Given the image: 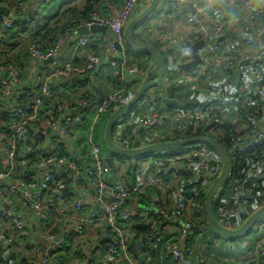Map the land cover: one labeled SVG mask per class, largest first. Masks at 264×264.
I'll use <instances>...</instances> for the list:
<instances>
[{
    "label": "built area",
    "instance_id": "2783aa9c",
    "mask_svg": "<svg viewBox=\"0 0 264 264\" xmlns=\"http://www.w3.org/2000/svg\"><path fill=\"white\" fill-rule=\"evenodd\" d=\"M52 1L29 0L26 3L29 12L24 20L32 21L43 15L44 7ZM151 1L122 0L120 5L111 6L105 15L89 14L86 22L73 29L85 27L88 32L70 44V55L65 62L59 63L58 59L69 39L67 33L71 34L73 30L58 36L45 50L29 45L26 52L35 69L31 68L26 79L20 75L16 60L7 59L14 56L1 58L0 232L3 235H0V253L5 256L16 253L22 237L30 229V218L34 219L39 247L43 243L44 249L40 251L39 248L38 253L30 252L25 257V264H56V257L64 247H71L65 255H78L80 264L87 258L90 264H141L138 261L141 259L144 264H150L151 251L157 252L161 261L173 264H190L195 258L194 250L186 246V240L193 227L202 230L205 226L204 205L200 198L219 175L221 162L217 153L205 144H195L184 150L153 154L139 160V169L132 176L128 173V165L117 160H113L112 167L106 164L107 156L98 142L100 138L96 139L95 130L101 118L105 114L110 116L133 100L146 75L130 63L124 29ZM167 1L173 20L185 24L187 35L174 37L169 33L170 22L160 12L152 13L134 31L138 40L156 42L161 52L169 54V69L160 84L165 93L161 94L156 106L142 110L143 103L157 99L155 92L148 91L138 106V114L115 124L113 140L123 148H133L128 147L129 142L175 141L173 138L191 137L190 133L200 129L207 131L217 122L218 115L214 114L217 107L206 109L190 103L185 108L168 110L163 99L168 96L169 88L177 92L181 89L205 91L214 77H226L237 71V62L219 53L224 25H232L226 9L236 2L243 19L252 25L251 34L243 40L252 63L247 77L235 87L236 97L240 106L251 104L252 110H240L237 114L235 131L242 133V137L232 143L227 152L231 163V158L264 142V119L261 118L264 117L263 0ZM189 3L194 13L188 7ZM1 6L9 8L10 14H0V21L5 28L13 30L17 23L13 13L17 7ZM95 25L111 28L116 40L90 31ZM201 39L205 45L199 52L200 62L193 69L179 70V65L190 62L187 56L190 46ZM91 41L98 42L100 50L84 54L78 63V55ZM48 60H53L49 71L41 65ZM102 66L115 68L112 77L116 85L109 79L104 80V95L98 104H93L96 92L86 76L94 75ZM73 76L81 79L80 91L68 92L69 97L63 99L52 87L54 83L64 86ZM93 80L95 82L96 78ZM89 105L92 106L89 108ZM78 108H82L81 114H71ZM4 111L7 114L5 120L1 118ZM218 113L221 119L229 120L225 111ZM37 132L42 133L43 139H33ZM159 135L163 137L158 138ZM28 139L30 145L26 144ZM67 176L72 181L65 185ZM263 179L264 156L250 166L245 176L234 178L229 201L221 198L223 188L218 192L213 201L216 202L214 213L222 226L237 228L240 225L243 202L252 196V183ZM18 201L31 211L32 216L19 213ZM140 215L144 216L148 230L132 242V221ZM169 220L172 223H168ZM175 221L180 224L176 225ZM168 224L177 227L167 231ZM173 233L176 239H167ZM103 236L107 238L102 246L104 249L93 253L100 248L99 241L104 239ZM28 244H22V247ZM32 247H36V243ZM239 258L245 259L242 264L253 259L264 264V236L250 247L248 254L238 251L231 256V264H240ZM209 259L201 258L197 263L208 264Z\"/></svg>",
    "mask_w": 264,
    "mask_h": 264
},
{
    "label": "crops",
    "instance_id": "0c3cea01",
    "mask_svg": "<svg viewBox=\"0 0 264 264\" xmlns=\"http://www.w3.org/2000/svg\"><path fill=\"white\" fill-rule=\"evenodd\" d=\"M81 1L83 0H78V2H81ZM121 3H122V0L119 3L108 5L107 10L104 11L105 14L107 13V11H109V8L111 6H117V5H120ZM263 3H264V0H263ZM160 5L161 3L158 5L157 9H159V12L162 15V17L167 22H170L169 33H171L174 37H180L183 35H187L186 34L187 29H186L185 24L174 21L173 16H172V11L170 13L168 10L169 7L164 6V5L161 7ZM43 11H44L43 14H47L50 17H52L53 15L57 13L58 9L51 5H47L45 6ZM226 11H227V14H229L231 17L232 25L231 27L224 25V31H223L222 37L220 38L222 47L219 53L222 56L233 58L238 64L237 71L228 73L226 77H223V76L214 77L210 83L209 88L205 91L191 92V91H187L186 89H181L175 94L176 99L174 101L177 104L180 103L181 106L178 104L179 107H184V105L189 106L190 103L191 104L197 103L199 106L203 108H209V109L217 107V110L219 112L222 111V113H224L225 111L226 117H228L229 119L228 122L229 123L231 122L234 125L235 121L238 119L237 114H239L240 108H244L247 105L251 106V104H244L243 106H240V102L238 101L239 99L238 97H236L235 87L237 84L242 82L247 77L249 69H250V65L252 63L251 54L246 49V47L243 45V40L245 39V37L250 35L252 32V25L243 19V15L238 9L236 2H234L231 5V7L227 8ZM155 12L158 13V10ZM212 14L216 18H218V16L216 15L217 14L216 12H213ZM78 36H80V34L77 32V30H73L69 36V39L67 40V44L65 45L62 54L60 55L58 59L59 63H62L68 60V57L70 55L69 46L73 41H75L78 38ZM20 42L22 41L20 40L19 37H17L14 42L7 38H0V53L15 57L16 55L20 53L21 47L18 46L15 48L13 44L16 45L17 43H20ZM94 43H96V41H91L88 44V46H93ZM22 52L23 53L20 54V57L18 58V60H16V65L20 71V75L26 79L30 75L31 68L33 69L35 68H34V62L31 61L30 56L26 52V48L24 49L22 48ZM86 53H91V52H88L85 47L81 50V53L78 55V59L76 61L78 63L81 62L84 54ZM2 57H6V56L3 55L1 56V58ZM192 58L193 57L191 58L189 57V61H191ZM52 64H53V60H49V61L41 63V65L44 67V70L46 69L47 71L50 70L49 68L51 67ZM108 71L109 72L107 76L112 77L115 72L114 69L109 66ZM154 72H155V75L157 74L158 76L159 71L154 70L152 74H154ZM87 75H92V76H89L91 78L90 79L88 78L87 81L89 82L91 86L95 88V92H96L95 100H96L99 97L98 90L101 89V91H103V87L93 82L94 81L92 78L94 76L93 74L90 73ZM144 78H145V75L143 77V80ZM156 79L157 77L155 78V80ZM143 80H141L140 84H142ZM80 83H81V79H78L73 76L69 78L67 82H65L64 86L54 83L52 89L57 94H60L61 97L67 99L69 97V93L73 94V93L80 91L79 90ZM153 89L158 92L159 97L161 96L162 93H165V88L163 85L156 86ZM139 105L140 103L137 106ZM229 108L230 110L229 112H227V109ZM145 109H148V106L147 104L143 103L142 110H145ZM217 110L214 112V114L220 116ZM72 111H71V114H72ZM138 112H139V109L137 111L134 110L131 117L134 115L136 116ZM262 116H264V112L262 113ZM261 118L264 119V117H261ZM102 134L104 136V130ZM157 137L162 138L163 136L159 135ZM130 143L131 142L128 143V147H133V148L147 145V143H144V144H139V143L134 144V142L131 144ZM18 211L22 215L32 216L31 211L27 209L26 207L22 206L20 201H18ZM33 220L29 218L28 224L30 225V229L29 231H26L27 234H25L22 237L19 247H17L16 254L18 257L27 256L30 252H32V254L34 252L38 253L37 250L39 248H40V251H43L44 249L43 243H42V247H39V240H38L39 237L37 235L36 227L33 223ZM172 226H175V227H172ZM170 227L176 228L177 226L168 224V226H166V230L169 231ZM196 229L194 228L192 229V231L189 232L187 240H186V246L188 244L189 248L193 249L195 253V258L190 264H198L197 263L198 260H201V258H206V257L210 258L208 264H231L230 262L231 256H233L235 253H238V251H240L241 254H248L250 252V247H253L264 236V218L261 220L259 224L255 225L247 235L241 238H238V239H224L221 236L209 233L205 229V226L203 227L202 230L200 229L196 230ZM0 235H3L2 232H0ZM168 239L171 241H174L176 239L174 233L171 235H168ZM100 241H99V247L101 249L98 248L93 253H99V250L104 249V247H102L103 244H101ZM34 243H36V247H32ZM22 244L23 245L28 244V246L22 247ZM149 257L151 258L154 264H173L171 262L161 261L157 256V252H154V251H151L149 253ZM87 260L88 258L84 259L83 264H90ZM244 260H245L244 258L238 259L240 264H242ZM62 264H80V260L79 261L78 260H75V261L68 260ZM248 264H260V263L258 260L253 259V260H249Z\"/></svg>",
    "mask_w": 264,
    "mask_h": 264
},
{
    "label": "trees",
    "instance_id": "16d2710c",
    "mask_svg": "<svg viewBox=\"0 0 264 264\" xmlns=\"http://www.w3.org/2000/svg\"><path fill=\"white\" fill-rule=\"evenodd\" d=\"M20 3L17 4V0H0V5L5 4L6 6L13 9V7H17L16 11L13 13V17L17 19V23L15 25V28L13 30L5 28V26L0 21V38H7L12 40L13 42L17 37L20 38L22 42L17 43L16 45L13 44V46L21 47L20 53L16 55L15 57L7 58V59H15L18 60L20 57V54L22 52V48H27L29 45H35L39 47L41 50H45L50 45L53 44L55 39L60 36L64 35L66 31L73 30L76 25H80L87 21L89 18V14L91 13H97L99 15H105V12L108 8V5L119 3L121 0H83L81 2H78V0H64L63 3L60 4L58 7V11L55 15L50 17L49 15H41L39 17L34 18L32 21L26 22L24 20V16L26 13L29 12V8L26 6V3L29 0H19ZM22 1V2H21ZM168 6L167 0L161 1V7L162 6ZM159 6V7H160ZM159 12V9L156 8L155 11ZM171 13V9H168ZM154 11V12H155ZM108 13V11H107ZM106 13V14H107ZM173 16V15H172ZM67 35H70L68 32ZM135 38H137L135 36ZM138 39V38H137ZM159 53H161L166 58V70L169 69V57L167 58L168 53L161 52L159 50V46L156 42L150 43ZM101 45L96 42L93 44V46H86V50L91 53H98L100 50ZM25 54V53H24ZM126 54L130 58V63L133 66H136L140 71L146 72L151 64V58L149 57V54L144 51H136L126 45ZM7 55L0 53V60L1 56ZM187 56L192 57V55L187 51ZM111 68H115L113 66H110ZM108 68L109 66H102V68L97 71L93 77L96 78L95 82L97 85H101L103 88L105 86L104 80L109 79L113 85H116L115 78L107 76L108 74ZM90 74V73H89ZM92 75H87L86 80L91 77ZM92 77V78H93ZM158 77L157 74L151 75V80L154 81L155 78ZM88 82V81H87ZM85 83V81H84ZM151 90V89H150ZM151 92H155L157 95L156 100H151L147 106H156V102L161 100V97H159V94L154 89ZM177 90H172L169 88L168 96L164 98V104L166 105L167 109H176L179 108L180 103H176L174 100L176 99ZM145 97V96H144ZM144 97L142 101L144 100ZM63 98V97H62ZM65 99V98H63ZM141 101V102H142ZM181 106V105H180ZM201 107V106H200ZM185 108V105H184ZM209 109V108H206ZM134 110H138V106L134 108ZM133 110V112H134ZM241 111L246 110L250 111L252 110L251 106H246L244 108H240ZM132 115V114H131ZM129 115L126 118H130ZM108 114L104 115V120L108 118ZM217 122H215L209 130H197L193 134L190 133L192 136L196 135H208L209 137L213 138L217 143L222 145L226 151H230L231 144L240 141L242 137V133H237L235 131V124L233 125L231 122L229 123L225 119H221L219 116L217 117ZM220 129V131H219ZM31 134V130H30ZM187 134H184L186 136ZM34 137V136H33ZM104 137V136H103ZM179 137L173 138L174 140L178 139ZM96 139H99V136H96ZM169 141L167 139L163 140V142ZM100 145L103 147V152L105 155H109V152L107 151L106 145L104 141L100 139L98 141ZM27 144V142H26ZM208 146V145H207ZM209 147V146H208ZM185 148H181L179 150H184ZM153 154H160V153H152L145 156L137 157V158H128V157H120L115 156L114 160H117L120 164L128 165L129 170L128 173L132 176L135 175V172L139 169V160H143L144 158H147ZM264 156V142L262 144L257 145L252 150H249L245 152L242 155L236 156L234 158H231V169L229 178L226 182V184L223 186L224 195H222V199L224 201L230 200V184L234 180V178H238L241 176H245L246 171L250 169V166L254 163L260 161L262 157ZM72 181V178L67 176L66 181L64 182L65 185H68ZM252 196L251 199L243 202L244 208L243 213L240 216L238 224H241L253 211H255L263 202H264V179L258 180L252 183ZM200 202L204 205V195L200 198ZM216 202H213V208H215ZM203 222L205 225V229L210 230L207 226L206 222V216L205 212L203 214ZM261 222V221H260ZM258 222V223H260ZM132 227L134 230V235L132 236V242L135 241V239L139 238L141 235H145L147 232V227L145 224L144 216H138L132 221ZM210 233V232H209ZM214 234V233H212ZM168 239V237H167ZM191 244V243H190ZM189 247V245L187 244ZM71 247H64L62 252L56 257V264H62L65 261H68L70 257L65 255V253H68ZM135 252V251H133ZM26 256L18 257L17 254H10L5 256L4 253H0V264H25L26 262ZM16 260V261H14ZM141 264H144L145 261L143 259L138 260ZM150 264H154L151 260Z\"/></svg>",
    "mask_w": 264,
    "mask_h": 264
},
{
    "label": "water",
    "instance_id": "95a60500",
    "mask_svg": "<svg viewBox=\"0 0 264 264\" xmlns=\"http://www.w3.org/2000/svg\"><path fill=\"white\" fill-rule=\"evenodd\" d=\"M162 0H152L151 3L143 9L140 13L135 15L127 24L124 29V38L129 47L136 51H144L149 54L151 58V64L146 71L145 78L135 93V97L128 104L120 106L115 112H113L104 127V143L106 145L107 151L109 155L106 157L105 162L109 167H112L113 160L115 156H124L128 158H137L141 156H145L152 153H161L165 151L175 150L179 148H184L190 145L195 144H205L212 148L218 155L221 162V169L219 175L214 179L209 188L207 189L204 195V211L206 216L207 226L212 233L215 235L221 236L224 239H238L245 235H247L252 228L257 225L264 218V204L257 208L254 212H252L237 228H229L222 226L216 219L213 201L214 197L218 194V192L223 188L226 184L230 169L231 163L229 155L226 149L217 143L213 138L207 135H196L191 137H186L182 139H178L175 141L169 142H159L147 144L142 147L137 148H123L118 145L113 140L112 132L115 124L123 118L128 117L133 113L134 108L142 101L143 97L146 93L163 83L164 76L166 73V58L159 53L150 43L143 42L135 38L134 31L136 27L148 18L158 7ZM191 12L194 13V10L191 6V3L188 4ZM0 14L9 15L10 9L0 5ZM208 30V29H207ZM90 31L96 33H103L109 39L116 40V37L109 27H101V26H91ZM77 32L80 35H83L88 32L87 28L78 29ZM205 45L204 40H199L192 44L189 48V53L192 55V60L185 64L179 65V70L185 71L195 68V66L200 62V50L203 49ZM49 61V60H48ZM154 70H158L159 74L156 80H151V74ZM99 97L94 101L93 104H98L99 100L103 97V91L98 90ZM92 104V105H93ZM92 105H89L90 108ZM83 112L82 108H78L72 111L73 115L81 114ZM7 117L6 111L2 113L1 118L5 120ZM34 140L43 139V135L40 132L35 133ZM27 144H31V140H27ZM168 223H172L171 220L167 221ZM175 224H180L178 221H175ZM197 227H193V229ZM196 230H199L198 228ZM192 231V229L190 230ZM107 241V238H104L100 241L101 244H104ZM184 255H187L186 250H184Z\"/></svg>",
    "mask_w": 264,
    "mask_h": 264
},
{
    "label": "rangeland",
    "instance_id": "374dc122",
    "mask_svg": "<svg viewBox=\"0 0 264 264\" xmlns=\"http://www.w3.org/2000/svg\"><path fill=\"white\" fill-rule=\"evenodd\" d=\"M18 2H17V4H19L20 3V1L19 0H17ZM64 2V0H53L52 1V3H50V5L51 6H53V7H56L57 9H58V7L60 6V4L61 3H63ZM45 8V7H44ZM154 13V12H153ZM46 16H47V14H45ZM164 53H166V52H164ZM169 57V55H167V58ZM154 74H155V72H154ZM153 89V88H152ZM151 89V90H152ZM109 118V117H108ZM107 118V119H108ZM107 119L106 120H104V116L101 118V120L98 122V124H97V127H96V130H95V132H96V135H98L99 136V138L101 139V141L103 140L104 141V137H103V134H102V132H103V130H104V127H105V124H106V122H107ZM106 156H108V153H107V155ZM259 208V207H258ZM254 212V211H253ZM257 224H259V223H257ZM207 231L208 232H210V233H212L210 230H208L207 229ZM71 255V260L70 261H75V260H77L78 259V255H73V253H71L70 254Z\"/></svg>",
    "mask_w": 264,
    "mask_h": 264
}]
</instances>
